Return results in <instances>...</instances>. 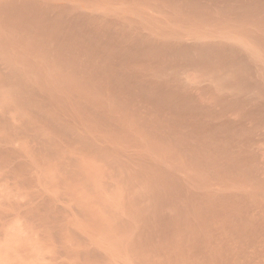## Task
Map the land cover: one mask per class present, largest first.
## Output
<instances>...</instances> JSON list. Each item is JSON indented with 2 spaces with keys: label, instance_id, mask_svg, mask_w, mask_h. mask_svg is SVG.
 Listing matches in <instances>:
<instances>
[{
  "label": "bare ground",
  "instance_id": "1",
  "mask_svg": "<svg viewBox=\"0 0 264 264\" xmlns=\"http://www.w3.org/2000/svg\"><path fill=\"white\" fill-rule=\"evenodd\" d=\"M0 264H264V0H0Z\"/></svg>",
  "mask_w": 264,
  "mask_h": 264
}]
</instances>
